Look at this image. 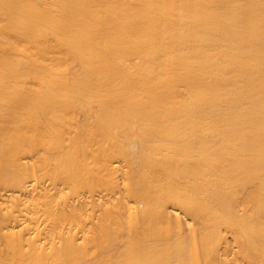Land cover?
Masks as SVG:
<instances>
[{
	"label": "bare ground",
	"instance_id": "obj_1",
	"mask_svg": "<svg viewBox=\"0 0 264 264\" xmlns=\"http://www.w3.org/2000/svg\"><path fill=\"white\" fill-rule=\"evenodd\" d=\"M0 264H264V0H0Z\"/></svg>",
	"mask_w": 264,
	"mask_h": 264
}]
</instances>
